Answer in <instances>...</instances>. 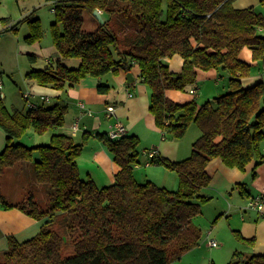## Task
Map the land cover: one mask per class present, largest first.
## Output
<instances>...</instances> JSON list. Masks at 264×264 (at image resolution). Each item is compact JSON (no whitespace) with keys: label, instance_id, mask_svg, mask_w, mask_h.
<instances>
[{"label":"trees","instance_id":"trees-1","mask_svg":"<svg viewBox=\"0 0 264 264\" xmlns=\"http://www.w3.org/2000/svg\"><path fill=\"white\" fill-rule=\"evenodd\" d=\"M46 1L55 11L51 39L59 59L55 65L31 69L28 79L63 90L87 76L129 72L138 65L151 89L149 110L163 138H182L194 124L201 135L188 158L152 160L177 172L179 187L171 190L135 178L133 168L140 156L136 135L112 139L98 133L120 166L115 182L99 187L80 175L84 142L56 131L46 143L24 141L64 126L67 106L41 101L10 110L0 97V127L7 134L0 153V202L45 219L33 238L19 242L10 237L9 248L0 250V264H170L200 243L202 229L194 218L211 200L203 193L211 182L210 160L218 157L241 170L252 161L264 163V79L245 85L253 65L241 58L248 47L252 60L264 59V35L259 32L264 15L254 6L237 8L235 0ZM96 9L109 17L95 31H87L83 13ZM22 21L30 25L26 41H41L40 19L28 16ZM9 30L16 31L17 24ZM175 54L184 59L179 73L165 61ZM36 58L30 55L31 62ZM71 58L79 59V66L65 63ZM199 69H217L228 76V91L203 104L195 99L179 103L167 96L169 89L184 91L195 84ZM22 161L33 166L36 187L49 197L45 206L34 192L17 203L4 195L6 169ZM235 232L240 241L254 242ZM227 264H264V253L236 251Z\"/></svg>","mask_w":264,"mask_h":264},{"label":"crops","instance_id":"crops-1","mask_svg":"<svg viewBox=\"0 0 264 264\" xmlns=\"http://www.w3.org/2000/svg\"><path fill=\"white\" fill-rule=\"evenodd\" d=\"M11 1L12 0H0V6L3 7L0 18L8 19L7 22L0 21V31H6L0 35V39L7 38L10 34L20 32V25L24 23L28 24V22L22 21L25 17L31 16L32 19L38 18L40 21L42 19V15L38 14L39 4L25 5L26 0H15L17 3L20 2L19 7L22 9L20 13L15 14L9 9V3ZM238 1L239 0H236L234 3L235 6L237 8H245L247 4L237 3ZM44 2L55 17L53 4L46 0H44ZM241 2H244V0H241ZM249 5L246 7H250ZM100 11L103 19H108L109 16L102 10ZM83 19V28L87 31H95L101 24L93 13L88 11L83 13ZM19 21L21 22L18 23ZM16 24V31L9 30ZM30 32V25L28 24V30L24 34L23 39L17 37L14 41L8 42L7 46L5 43L0 45L1 55L7 56L8 54L12 61L11 68L9 69L8 66L2 63L0 65L2 68L0 72L3 74L4 71L8 69L7 72L11 74L9 75L11 80L14 83L19 82L18 85H21L20 89L23 94L31 92V102L40 104L41 101H43L42 97H46L49 98L50 102L48 103L58 101L60 104L67 106L68 112L65 117L64 126L56 128L51 132H63L73 136L74 139L75 136H80L79 140L75 141L79 143L84 142L83 152L78 158L81 177L84 179L91 178L99 187L108 186L115 182V176L120 170V166L115 162L113 154L105 143L97 137V134L107 133L110 126L116 120H120L126 125L129 135H136L140 139L139 146H141L142 153L139 156V162L135 163L133 168L137 181L146 182L151 180L160 186L168 188V184L164 180L167 179L166 177L174 174L172 179L168 181L171 182V184H169L170 188L168 189L176 190L178 187L177 178L179 177L174 172L175 170L172 171L164 164L153 163L152 160L154 158H152L149 153L153 150H157L158 153L155 158L163 157L169 160L172 159L175 162L184 160L192 154L193 143L201 135L200 128L198 127L200 133L195 131L198 136L192 139L193 142L189 148L186 145L183 146L179 141H166V139L163 138L162 130L157 126L155 116L149 110L151 89L142 81L141 71L138 65H135L132 70L129 71L132 72L133 79L128 78V72L120 70L118 74L110 73L101 77L87 76L75 85L63 90L41 85L35 80L28 79L26 75L31 69L55 65L56 61L59 59V52L54 46L51 38L46 40V38L43 37L39 42L29 43L26 41V36ZM16 36H19V34ZM30 55H35L37 57L35 62H31ZM249 56L248 52L246 57H243L241 53V58L243 60L252 65L256 64L254 67L259 66V63L254 62L252 56ZM165 61L172 71L176 73L181 72L184 63V59L181 55L175 54L172 57L166 58ZM65 63L70 67H77L79 66L80 60L71 58L65 60ZM254 70L255 69H252V75L243 79L245 85H252L264 78L262 74H258L254 72ZM15 72L18 73L16 74ZM197 74V82L195 84L189 86L184 91L169 89L167 91V96L179 103L188 102L195 99V97L199 99L202 97H210L216 93L215 90L219 86L221 79L225 77V75L221 76L220 71L217 69H210L208 71L199 69ZM226 77L229 80V77ZM3 85L4 83L2 82V86ZM105 86H107V88ZM192 89H196V92H191ZM79 101H84L86 103L85 109L79 106ZM109 105L115 107L114 115H108ZM13 108H15V106H13ZM18 109L24 110L26 107L23 109L18 107ZM89 112H91V114H89ZM76 123L78 124V129L75 131L74 125ZM193 128L197 130L195 127ZM85 137H87V139H85ZM37 140L36 134H31L24 139V141L30 145L41 143H38ZM6 144L7 134L5 130L0 127V153L4 150ZM24 164L25 163L22 161L13 167L7 168L5 175L8 172H12L11 174L20 172ZM252 164V179L249 180V164L244 170H241L239 168L227 166L218 157L210 160L207 165V171L211 176V182L209 186L203 189V193L211 198L214 194L218 193L222 196L224 201L231 204L230 211L224 210V212L221 213L222 209L220 211L215 209L217 210L216 213L219 214L215 216L213 221L214 225L212 224V226H210V223H204L210 222V218L204 217V213L206 211L205 204H208L211 200L204 203L202 206V213L194 218L195 223L202 229L200 243L187 251L180 259L170 264H182L178 262H181L187 255H191L188 262L189 264H193L191 259L198 256L199 253L202 254V257L198 261V264H227L233 258L236 251H243L248 254L264 253V213L261 214L255 209L247 207V202L251 197L259 194L264 195V164H258L257 161H253ZM211 170L213 171L211 172ZM244 180L250 181L251 188L255 191L254 193L250 192L246 187H242V189L238 187ZM20 182L21 181L16 180L15 185ZM3 193L6 198L13 203H17L25 198L24 196L23 198L14 200L16 197L20 196L22 192H17L10 197H8L4 191ZM211 219H213V217ZM44 221L45 219H36L18 207L5 208L0 202V250L9 248L10 237H15L19 242H24L33 238L40 232ZM225 223L229 225V228L226 227ZM204 227H207L205 231L203 230ZM224 227H226L227 230L224 231ZM235 231H239L241 235L247 239H254V242L247 244L240 241ZM210 239L216 240L223 246H210Z\"/></svg>","mask_w":264,"mask_h":264},{"label":"rangeland","instance_id":"rangeland-1","mask_svg":"<svg viewBox=\"0 0 264 264\" xmlns=\"http://www.w3.org/2000/svg\"><path fill=\"white\" fill-rule=\"evenodd\" d=\"M236 2V0H235ZM20 3V2H19ZM19 3H17L15 0H12L9 3V9L14 12L15 14L20 13L21 12V8L19 7ZM25 5H33V4H39L38 6V14L42 15V19H41V23H42V27L45 31V38L50 39L51 38V22L52 20L54 21L55 17L53 16L50 8L48 6L45 5L44 0H26ZM237 3H243V4H247L249 6H254L256 8L257 11L261 12L264 15V4L261 3V0H244V2H241V0H239ZM246 5V6H247ZM245 6V7H246ZM3 12V7L0 6V14H2ZM20 29L21 31L15 34H10V38H4V39H0V45L2 43H5V45L7 46L8 42H12L14 41V39H16L17 37H21V39H23L24 34L26 33V31L28 30V24L24 23L20 25ZM259 32L261 34L264 35V28H261L259 30ZM19 36H16L18 35ZM247 52L249 53L250 56H252V52L251 49L248 47H244V49L242 50V56L246 57ZM249 56V57H250ZM254 62L259 63V66L254 67L256 64L253 65L252 69H255L254 72L258 73V74H262L264 76V59H260V60H255ZM4 64L5 66H8V69L11 68L12 65V61L10 59V56L7 54L6 55H1L0 53V65ZM1 68V67H0ZM6 69L4 71V73L2 74L0 72V80H2V82L4 83V85L2 86V88H0V97H2L4 99L5 104L7 105V107L10 110H13V106H15V108H21L23 109L24 107L28 108L30 107V104L33 103L31 102V92H26L23 94V92L21 91L19 86V82L14 83L10 76L11 74H8ZM2 70V68L0 69ZM16 74L18 72H15ZM251 75H252V71H251ZM264 79V78H263ZM10 81V82H9ZM145 83V82H144ZM228 85H229V80L227 79V77L225 76L224 78L221 79L219 86L216 88L215 90V94L211 95L210 97H202V98H197L195 97V100L198 104H203L206 101L210 100L212 101L214 99V97L225 93L226 91H228ZM6 94V96H5ZM24 96V97H23ZM213 96V97H212ZM27 99V100H25ZM27 102V103H26ZM27 104V105H26ZM28 106V107H27ZM197 130H194V128ZM190 129V130H189ZM200 133V130L198 128L197 125H192L188 128L186 134L182 137V138H172V137H168V139H166V141H174V142H180L183 146H188V148L190 147L191 143L193 142L192 139L195 138L196 136V132ZM52 134L51 131L48 132L47 135L44 136H39L36 134V139L37 142H41V143H46L50 137V135ZM80 136H75V140H79ZM264 149V146H263ZM139 150H140V154L142 153L141 151V146H139ZM192 152V151H191ZM183 154V153H182ZM217 158V157H215ZM214 158H212L213 160ZM171 161H173L172 159H170ZM253 162V161H252ZM252 162L249 163V175H250V179H252ZM264 164V163H261ZM255 168V167H254ZM170 169V168H169ZM172 170V169H171ZM13 171V170H11ZM149 171V169H148ZM173 171V170H172ZM213 170H211L212 172ZM241 173H243L241 170H239ZM176 174L177 172L174 171ZM12 172H8L6 173V175L4 176V180H3V191L5 192V194L10 197L11 195L16 194L17 192H22L20 194V196L16 197L14 200H18L20 198H23L24 196L30 195L34 192L36 199L40 202V204L42 206H45L46 204H48V199L49 197L44 193V191L42 190V188H37L35 183H34V175H33V166L29 165L27 162L24 164L23 168L21 169L20 172L15 173V174H11ZM174 174L166 177L167 181L164 180L165 182H167V186L168 188H170L171 182H168L169 179H172ZM178 175V174H177ZM179 177V176H178ZM152 179V178H151ZM16 180L21 181L20 183H18L17 185H15ZM249 180H244L241 183L245 184V187L248 188V190L252 193H254V189L251 188V183ZM15 181V182H14ZM14 182V184H13ZM177 182H178V187H179V178H177ZM162 185H166V184H162ZM237 185V184H236ZM178 187L176 189H178ZM239 188L242 189V187L240 185H238ZM43 191V192H42ZM37 192V193H36ZM238 194V191H237ZM236 194V195H237ZM211 196V195H210ZM225 203V204H223ZM230 206L231 204H229L228 202L224 201L222 196H220L218 193L214 194L211 198V201L208 202V204H205L206 207V211L204 213V217L210 218V222H204L205 224L210 223V226H212V224L214 225V219L215 216H217L219 213H216L217 210H221V213L224 212V210H229L230 211ZM217 209V210H215ZM218 211V212H219ZM216 213V214H215ZM213 217V219H211ZM216 221V220H215ZM226 227L229 228V225L227 223H225ZM224 227L223 230H227V228ZM205 229H207V227H204L203 230L205 231ZM219 246H223L221 244H219ZM217 246V247H219ZM202 254L199 253L198 256H195L191 259V262L193 264H198V261L201 259ZM191 258V255H187V257L183 258V260L181 262L178 263H182V264H189V260ZM180 261V260H179Z\"/></svg>","mask_w":264,"mask_h":264},{"label":"built area","instance_id":"built-area-1","mask_svg":"<svg viewBox=\"0 0 264 264\" xmlns=\"http://www.w3.org/2000/svg\"><path fill=\"white\" fill-rule=\"evenodd\" d=\"M2 87V82L0 80V88ZM191 92H196V89H192ZM43 101L50 102L49 98L42 97ZM35 103H31L30 107H35ZM79 106L83 109L86 108V103L84 101H79ZM91 114V112H89ZM114 115L115 114V107L113 105L108 106V115ZM78 129V124L76 123L74 125V130L76 131ZM108 136L112 139H119L121 137H124L125 135L128 134L127 127L126 125L120 121L116 120L111 126L109 131L107 132ZM157 150H153L149 153V155L152 158L157 157ZM247 207L255 209L256 211L260 212L261 214L264 213V195L259 194L256 196L251 197L248 202H247ZM209 245L212 247H217L219 246V243L216 240L210 239L209 240Z\"/></svg>","mask_w":264,"mask_h":264},{"label":"water","instance_id":"water-1","mask_svg":"<svg viewBox=\"0 0 264 264\" xmlns=\"http://www.w3.org/2000/svg\"><path fill=\"white\" fill-rule=\"evenodd\" d=\"M93 15L100 21V23H103L105 20L103 19V16L101 14V11L99 9H96L94 12H93ZM127 76L129 79H133V74L132 72H128L127 73Z\"/></svg>","mask_w":264,"mask_h":264}]
</instances>
